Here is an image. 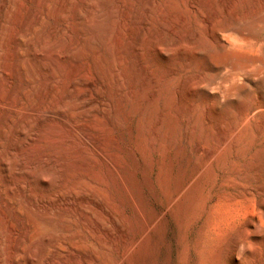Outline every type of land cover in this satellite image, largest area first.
<instances>
[{
  "label": "rangeland",
  "instance_id": "374dc122",
  "mask_svg": "<svg viewBox=\"0 0 264 264\" xmlns=\"http://www.w3.org/2000/svg\"><path fill=\"white\" fill-rule=\"evenodd\" d=\"M62 1L59 9V0H0V69H5L0 78V221H43L39 212L52 221H157L155 264H214L217 248L210 232L215 217L203 211L214 197L221 199L224 212L220 264H264V0H107L106 8L100 0ZM90 8L97 20L112 13V37L97 42L108 62L82 45L69 46L76 31L85 29ZM32 17L35 23L23 36ZM52 29L45 49L64 55V61L42 52L39 41ZM59 36L64 41L57 46ZM6 41L11 42L7 49ZM118 42L138 46L143 64L155 75L160 95L143 104L141 117H164L157 146L163 142L167 149L162 145L161 153H152L150 140L138 136L141 127L147 132L145 121L139 114L132 120L134 103L119 99L116 76L108 71ZM84 80L93 87H85ZM74 82L73 92L69 84ZM42 85H47L45 93ZM90 92L87 109L80 107L78 96ZM12 97L23 115L8 111ZM55 109L61 115H42ZM21 120L24 128L14 129ZM21 131L27 145H18L22 135L10 140ZM198 145H203L200 152ZM132 146H138L136 155ZM201 165H206L203 186H192L172 204L180 185ZM45 177L48 184L41 182ZM54 191L64 196L83 191L97 204L37 206L36 200ZM192 201L195 208L186 214L181 203Z\"/></svg>",
  "mask_w": 264,
  "mask_h": 264
},
{
  "label": "bare ground",
  "instance_id": "6f19581e",
  "mask_svg": "<svg viewBox=\"0 0 264 264\" xmlns=\"http://www.w3.org/2000/svg\"><path fill=\"white\" fill-rule=\"evenodd\" d=\"M59 1H60L59 9H62V7L64 5L63 1L62 0H59ZM106 1L107 0H100V4L102 5L103 8H106ZM36 2L38 4H40V3H42V0H36ZM104 12H105V10H104ZM108 13L110 15H112V13L107 12L104 15V17H102L103 19L97 20V18H98L97 16H96L97 18H94L95 14H93V8H90L88 10V13L86 14L87 16L85 15L86 27H83V28H85V29H83V32L81 31L82 28L80 29V31L74 30V31H76V38L74 40H71L72 42L69 45L70 49H74L78 45H82V47H84V50H88V51L95 53L97 55L96 57H99V59L101 61L102 60L105 62L110 61L109 58L107 57L106 53L100 51L99 47L97 46V42L103 41L106 43V41H108L112 37L113 31L110 28V25H112V24H110L111 21H108L109 17H110V15H108ZM102 14H103V12H102ZM36 18H37V15H36ZM35 20H36L35 17L30 18V20L27 23V27L25 28L26 32L23 33V36H25L29 33L28 31L30 30V27H32L34 25ZM74 26H73V28H74ZM73 28H72V30H73ZM54 34L55 33H54L53 29L50 31L48 30V35L45 34L46 37H44L42 40H40L39 44H41L42 47L44 48V50L42 52L45 55H47L51 59L52 58L55 59V57H57L58 60L64 61L65 60L64 55H58L54 50L48 51V50H46L47 48L45 49V47L48 45V43H47L48 38L47 37L50 35L52 36ZM63 36L62 37L59 36L61 38L57 39V46L60 44L58 42V40H60V41L63 40ZM40 37H42V36H40ZM29 38H30V36H29ZM30 40H31V38H30ZM12 41H14V40H12ZM0 43H2V42H0ZM9 43H11V42L6 41L4 43V47L6 49L9 48ZM61 43H62V41H61ZM27 44H29L30 46L33 45V43L31 41H28ZM12 45H13V43H12ZM18 45H20V44H18ZM54 45H56V44H54ZM106 47H108V46H106ZM106 50H108V49H106ZM108 53H110V52L108 51ZM112 54H113L112 60L115 64L109 65L108 71L111 72L110 73L111 75L113 74L116 76L115 77V83H116L117 93L119 94V97H120L119 99H121V101L132 100L134 103L133 108L131 109L132 111L130 112V116H131L132 120L135 119V115L139 114L140 115L139 121H141V120L145 121V124L147 126V132L146 133L145 132L143 133L142 127H141V129L140 128L137 129L138 130V136L141 137L140 139L142 141L145 140V142H146V138H148L150 140L152 153L153 152L159 153L162 145H163V149L166 150L167 148L165 147L163 142H161L160 140H159V143L161 142V144L159 146H157V139L161 138V137H159L158 127L161 126V124H163L164 117L163 116L153 117L154 115L152 116V114L147 115L146 117H141L143 104H145V103L152 104L155 100L157 101L158 95H160V93L158 90V85H157L156 79L154 77L155 75L153 73H151L150 71H148L142 62V58L140 55V48L133 43L132 44L128 43L127 45L125 44V46L121 47L119 45V42H118V43L114 44V46L112 48ZM77 62L78 61H76L75 63H77ZM78 67H77V69H79ZM29 69L31 72L34 71V69L32 67H30V65H29ZM148 69H150V68H148ZM75 70H76V68H75ZM75 70H74V73H75ZM76 71H78V70H76ZM34 73H36V72L34 71ZM4 76H5V69L1 67L0 78L1 77L3 78ZM42 76H44V75H42ZM46 81H47V79H46ZM49 81H50V77H49ZM50 84H52V83H50ZM83 85L89 89V88H92L94 84L89 83V82L84 80ZM46 86L42 85L39 88L41 93H45V91L47 90ZM31 88H33V87H31ZM31 88H29V89L31 90ZM69 88H70V90H72L74 92L76 90L75 82L70 83ZM23 90L25 91L24 92V94H25L26 90L24 88H23ZM68 93H69V90H68ZM83 93H84V91H83ZM88 95H89V97L90 96L92 97V92H90V94H85V95L82 94V95L78 96V98L82 100V102L80 103V107L87 109V104L92 99V98H89ZM70 96H71V94H70ZM71 99H72V97H71ZM123 103H125V102H123ZM18 104H16V102H14V98L12 97L11 103H9V106H8V111L9 112L15 111L18 114L23 115L22 114L23 108ZM75 104H78V103H75ZM155 105H156V103H154L153 107H154V109H155V107L157 109L158 105H156V106ZM129 109H130V107H129ZM50 110L49 111H47V110L43 111L42 115L48 116V117L61 115L58 111H56V109H55V111H50ZM37 111H39V110L38 109H31L30 110V112H37ZM90 111H92V110H90ZM94 111L95 110H93V112ZM157 111H158V109H157ZM167 111H165L164 113H166ZM123 113H122V115H123ZM182 113H183V117H186V114L188 113V109L185 107L183 109ZM111 114H112V112H111ZM157 114L158 113H156V115ZM44 116H42V117H44ZM167 116H168V114H167ZM183 117H182V120H184ZM20 118H21V116H20ZM7 119H9V118H7ZM116 119H118V115H116ZM10 120H12V119H10ZM169 120H171V119H169ZM24 121L21 120V121H17V123L15 122L16 126L14 127V129L19 130V128H24V127H22L24 124ZM66 123L68 125V122H66ZM70 123L72 124V122H70ZM74 124H75V122H74ZM167 124H168V122H167ZM138 127H140V126H138ZM124 128H122V129H124ZM116 129H117V127H116ZM161 131H163V130H161ZM7 134H9V133H7ZM14 134L15 133L13 132L12 135L10 136V140H14L17 137L22 135V139L20 138L21 141H20V143H18V145L22 146L24 144L25 145L28 144L29 141H28V139H27V137L23 131L19 132L18 135H14ZM130 135H131V133H130ZM163 135H165V134H163ZM170 135H171V133H170ZM131 136H130V138H131ZM170 138H172V137H170ZM8 139H9V137H8ZM137 139L139 140V137ZM162 141H164V139H162ZM168 142H170V141H168ZM140 143H142V142H140ZM165 143L167 144V142H165ZM145 144L148 145V143H145ZM137 147L138 146L133 148V146H132V151L135 153V155L138 152L136 149ZM13 149H11V147L9 146L8 152H10ZM202 150H203V145H198V151L200 152ZM171 151H172V149H171ZM177 151H179V150H177ZM177 154H179V153H177ZM149 155H150V153H149ZM0 158H2V157H0ZM153 162H154V160H153ZM1 164L5 170H6V168H8V163L5 161V159L1 160ZM205 166L206 165H201L198 172L195 175H193L192 177H190V179L187 180L186 184L183 183V185H180L176 197L171 202L172 204L179 202V200H181L182 197L186 193L191 191L192 186L195 185L197 188H199L200 186L201 187L203 186L204 174H205L204 172H205V168H206ZM153 167H155V165H153ZM22 169H24V168L22 167ZM46 177H48V176H46ZM46 177L41 179V182L43 184H48L49 179H46ZM82 187L83 186H81L80 188H82ZM88 187H89V185H88ZM27 188H28V186H27ZM16 191H18V189L16 190L13 187L10 188L11 194H17ZM88 192H89V190H88ZM8 193H9V191H8ZM92 195L93 194H91L90 196H92ZM50 196H51L50 198L46 197V199L44 198L45 200L43 199L42 201H38L35 199L36 200L35 203L37 204L38 207H41V206L44 207L43 210H45V208L50 206L52 202H55L58 206L59 205L62 206L63 204H67V202L74 203L76 201L77 202L78 201L84 202L85 204H87L88 202H93V203L97 204V202L93 201L95 199L92 200L88 196V194L83 192V191L68 192L67 196H64L63 192H61V191H54V192H52V194ZM197 199H198V196L196 197V199H194V201H196ZM220 200L221 199H216L214 201V197H213L212 203H210L208 206L206 205V207L204 204V207H203L204 212H206V210H207L210 213V215L215 217V219H213L214 222L212 223V230L210 232L211 233L210 239L215 241V245L217 248V251H215V255L213 256V263L214 264H220V254L221 253L219 251H221V250H218V249H219V241L221 240V237H222V232H223L222 229H223V224H224V216H223L224 212H223L222 204H221ZM194 201H192L190 203H186V202L181 203L182 209L186 212V214L195 208L196 204L193 203ZM32 202L34 203V201H31L30 203H32ZM52 210L55 211V209H52ZM52 210H51V212H53ZM59 210H61V209H59ZM38 214H39L38 216L43 221H0V264H155V261L153 259V253H154L153 250L156 246L155 235H156V231H157V223H158L157 221H141L139 223H136V221L135 222L134 221H54V220L52 221V219L49 218L48 216H46L45 213H43L44 215L40 212ZM163 214H165V212ZM47 215H49V214H47ZM39 226H45V227H47L46 228L47 230H40L38 228Z\"/></svg>",
  "mask_w": 264,
  "mask_h": 264
}]
</instances>
